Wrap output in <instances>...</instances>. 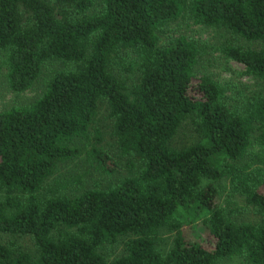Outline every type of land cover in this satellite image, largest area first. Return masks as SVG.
Segmentation results:
<instances>
[{"label":"trees","instance_id":"1","mask_svg":"<svg viewBox=\"0 0 264 264\" xmlns=\"http://www.w3.org/2000/svg\"><path fill=\"white\" fill-rule=\"evenodd\" d=\"M183 19L253 43L220 52L264 80V0H0L7 88L64 65L33 101L0 110V233L34 245L0 242V264H264V93L231 105L195 76L199 42L164 34ZM99 103L126 171L73 194L53 177L68 161L114 169L93 127ZM185 121L195 140L172 146ZM225 185L256 221L235 220ZM118 241L122 254L106 257Z\"/></svg>","mask_w":264,"mask_h":264},{"label":"rangeland","instance_id":"2","mask_svg":"<svg viewBox=\"0 0 264 264\" xmlns=\"http://www.w3.org/2000/svg\"><path fill=\"white\" fill-rule=\"evenodd\" d=\"M97 3L93 10H98ZM165 36H175L184 34L189 38L199 42L201 52L194 66L195 76H207L225 87V99L231 105H236L240 98L248 97L257 93H264V80L251 78L241 75L240 72L243 66L221 54L220 48L225 44L240 45L242 47H253V43H248L240 38H236L232 34L223 29L213 27H205L202 25L192 24L187 19L178 20L170 24L164 32ZM165 36H161L165 38ZM64 67L60 62L46 61L42 64L38 78L31 86L21 93H13L7 88L4 78V66L2 65V55L0 54V110L7 109L11 106L28 104L33 101L38 94L43 90L44 83L53 71ZM122 76L123 73H120ZM93 127L98 129L102 136V141L99 145L111 156L114 162L113 171L109 174L101 173L98 169L92 168L85 162L83 155L68 161L63 166H60L54 174L56 182L61 188L71 190L72 193L80 192L81 189L91 188L93 186H107L116 182L125 174L124 159L116 155L113 145V139L109 135V119L103 103L98 104V112L94 120ZM195 140L192 126L185 121L177 129L175 135L171 139L172 146L181 147L192 143ZM77 180L79 182H75ZM75 182V183H74ZM71 183V184H70ZM218 199L221 203L232 204L234 208V216L236 221H256L258 215L239 197H232L228 186L220 187L218 191ZM189 231V230H187ZM164 245L169 241L170 237L166 232L162 233ZM1 243H12L19 246L30 254L34 253V245L32 239L28 235H15L9 233H0ZM161 246V244H160ZM122 245L120 241L112 246L103 248L105 256L112 258L122 254ZM221 264H239L237 260H225Z\"/></svg>","mask_w":264,"mask_h":264}]
</instances>
